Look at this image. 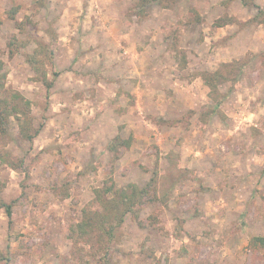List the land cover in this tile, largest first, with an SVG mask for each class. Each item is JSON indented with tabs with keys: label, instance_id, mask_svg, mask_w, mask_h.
I'll list each match as a JSON object with an SVG mask.
<instances>
[{
	"label": "rangeland",
	"instance_id": "rangeland-1",
	"mask_svg": "<svg viewBox=\"0 0 264 264\" xmlns=\"http://www.w3.org/2000/svg\"><path fill=\"white\" fill-rule=\"evenodd\" d=\"M164 3L173 7L0 0L5 87L32 100L43 126L30 144L10 124L7 148L30 170L0 160V196L15 201L11 219L0 208V264H105L87 245L80 255L70 225L110 175L144 186L155 171L142 224L127 216L106 264H264L252 241L264 235V15L240 0ZM37 40L55 54L50 90L27 62ZM242 59V77L221 87L210 113L201 73ZM117 134L133 141L112 159Z\"/></svg>",
	"mask_w": 264,
	"mask_h": 264
},
{
	"label": "trees",
	"instance_id": "trees-1",
	"mask_svg": "<svg viewBox=\"0 0 264 264\" xmlns=\"http://www.w3.org/2000/svg\"><path fill=\"white\" fill-rule=\"evenodd\" d=\"M166 0H142L143 5L157 3L162 8H171L173 5L165 4ZM177 3L178 0H170ZM244 6L256 7L258 14L255 19L264 15V9L256 0H240ZM18 8L12 9L11 18H15ZM262 22V21H260ZM259 22V23H260ZM17 37L10 46L18 48ZM37 46L33 52L27 55V62L30 64L34 73V80L40 82L47 90L53 88L58 71L53 72L51 78L49 66L54 61V52L50 46L43 40H37ZM10 53L15 54L14 48ZM248 62L245 59L223 62L219 68L214 71H204L201 73L203 84L209 89L208 98L213 101V107L210 113L220 110L223 103V92L221 87L230 81L237 82L243 75ZM4 63L0 60V160L2 164L10 168L24 172L30 170L26 166L25 159L16 158L7 148V144L12 140L10 124L15 121L18 127V138L33 144L43 128L42 125L35 124V117L32 113V100L20 91L7 90L4 84L5 74L2 71ZM209 113V114H210ZM206 118H204V124ZM133 137L125 139L121 134L115 135L107 146L109 156L115 159L122 149L131 146ZM148 170V169H147ZM111 171L113 169L111 168ZM158 172L155 171L149 181L141 186L136 182H130L124 186H118L113 175H110L101 186L95 188L94 197L82 210L81 219L69 227L68 237L77 244V250L80 255L84 252L78 244L89 246L88 254L90 256H101L104 263H108L107 256L111 245L117 236L116 231L126 220L128 215H132L135 221L142 224L140 220L141 209L149 203V196L156 193ZM0 186V192L2 187ZM13 204L8 203L0 196V208H3L7 216L11 219L13 216ZM252 241L264 247V235L256 236ZM85 257V255H82Z\"/></svg>",
	"mask_w": 264,
	"mask_h": 264
},
{
	"label": "crops",
	"instance_id": "crops-1",
	"mask_svg": "<svg viewBox=\"0 0 264 264\" xmlns=\"http://www.w3.org/2000/svg\"><path fill=\"white\" fill-rule=\"evenodd\" d=\"M195 1H196V0H195ZM201 15H205V13L202 12ZM115 23H117V22L114 21L112 26L116 25ZM114 30H115V29H114ZM121 36H122V40H124V42H126L125 40L129 39L130 34L127 33V32H125V33H122ZM98 52H101V51H98ZM151 52H152V51H151ZM153 52H154V51H153ZM157 54L159 55L160 53H157ZM153 56H156V55L154 54ZM136 57H138V59H139V58L141 57V53H140V54L137 53ZM153 58H154V57H153ZM138 62L141 63L140 69H142V68H143V64H142L141 60H139ZM152 66L156 67L155 64H152ZM157 67H158V64H157ZM137 72H138V74H140V72H139L138 70H137Z\"/></svg>",
	"mask_w": 264,
	"mask_h": 264
}]
</instances>
